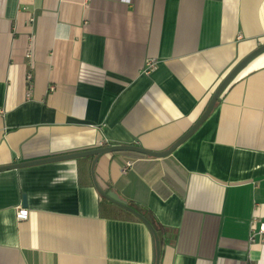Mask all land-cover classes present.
Segmentation results:
<instances>
[{"label": "crops", "instance_id": "1", "mask_svg": "<svg viewBox=\"0 0 264 264\" xmlns=\"http://www.w3.org/2000/svg\"><path fill=\"white\" fill-rule=\"evenodd\" d=\"M262 45L264 0H0V167L167 150ZM95 158L0 171V264H154L142 220L101 213ZM95 175L152 214L160 264H264V52L173 153H105Z\"/></svg>", "mask_w": 264, "mask_h": 264}, {"label": "water", "instance_id": "2", "mask_svg": "<svg viewBox=\"0 0 264 264\" xmlns=\"http://www.w3.org/2000/svg\"><path fill=\"white\" fill-rule=\"evenodd\" d=\"M264 52V45L258 47L255 51L250 53L248 56H246L238 65L229 73V75L222 81V83L219 85V87L216 89L214 94L212 95L204 113L201 115L200 118L196 121V123L187 131L185 134L177 141L175 142L169 149L164 151H152L146 148H143L139 145H109L104 147H99L95 149L90 150H83V151H77L73 153H67L62 155H56L53 157L33 160V161H25V162H19L10 164L8 166H2L0 167V171L4 170H13L18 169L22 167H28V166H35L40 164H46V163H52V162H59L65 160H72V159H78L82 157L87 156H96L92 164V176L94 180V184L97 188V191L99 194L108 199L110 202L118 205L119 207L133 213L135 216H137L140 220H142L149 230L151 231L154 241H155V254H154V264H160L161 259V249L163 245L164 240V233L160 230H158L153 222L143 214V210H140L128 203L127 200L121 198L115 191L112 190H104L101 185L99 184L97 177L95 175V165L99 158L105 154L110 152H118V151H130L135 152L138 154L146 155L149 157H156V158H162L170 155L173 153L183 142H185L190 136H192L198 128L207 120V118L211 115L213 112L217 102L219 101L222 93L225 91V89L229 86V84L233 81V79L237 76V74L245 67V65L252 60L255 56L259 55L260 53ZM26 202V197H24V204ZM26 205V204H25Z\"/></svg>", "mask_w": 264, "mask_h": 264}, {"label": "built area", "instance_id": "3", "mask_svg": "<svg viewBox=\"0 0 264 264\" xmlns=\"http://www.w3.org/2000/svg\"><path fill=\"white\" fill-rule=\"evenodd\" d=\"M30 56L31 55H28V57H30ZM156 64H157V61H155V59H152V58L148 59L147 62H146V67L144 69V72L146 74H150L152 71H154L156 69V67H157ZM31 77L32 76L29 75V79H31ZM132 164H133V160H128L125 163L123 171L124 172L128 171L132 167ZM16 218L20 222L21 221H25L27 218H29V209L19 205L17 207ZM259 222H260V226L257 229V225H258ZM252 223H253V224H251V227H252L251 239H252V241L255 240V235L258 234V233L263 235L262 239L264 241V222H261L257 217H254L253 220H252Z\"/></svg>", "mask_w": 264, "mask_h": 264}, {"label": "trees", "instance_id": "4", "mask_svg": "<svg viewBox=\"0 0 264 264\" xmlns=\"http://www.w3.org/2000/svg\"><path fill=\"white\" fill-rule=\"evenodd\" d=\"M138 155H140V154H138ZM101 200H102L101 201V213L103 215L108 216V217H114V216L118 217V214H116V215L115 214H112V210H110V208H109V207H113L114 209L118 210L120 213L121 212L122 213H127V214L131 215L134 219L140 221V219L137 216H135L133 213H131V212L127 211V210H124V209L118 207L117 205H115V204L111 203L110 201L106 200V198L101 197ZM143 214L145 216H147L153 222V224L155 225V227L157 229H160L158 227L157 223L155 222L152 214L148 210L147 211H144ZM160 230H162V229H160Z\"/></svg>", "mask_w": 264, "mask_h": 264}]
</instances>
